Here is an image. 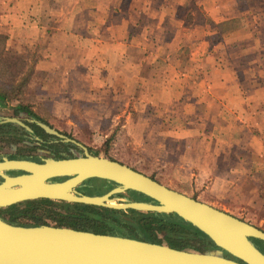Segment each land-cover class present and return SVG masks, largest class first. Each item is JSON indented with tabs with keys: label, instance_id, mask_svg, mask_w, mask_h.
I'll use <instances>...</instances> for the list:
<instances>
[{
	"label": "rangeland",
	"instance_id": "obj_1",
	"mask_svg": "<svg viewBox=\"0 0 264 264\" xmlns=\"http://www.w3.org/2000/svg\"><path fill=\"white\" fill-rule=\"evenodd\" d=\"M56 3L59 1L56 0ZM98 5V0H86L80 7L84 9L83 12L80 9L67 10L63 16L59 9H55L54 12L56 20L65 19L64 23L62 21L57 23L58 28H72L71 24L75 23V28L84 30L82 35L89 38L90 43L88 52L95 51L94 58L90 59L92 60L91 66H89L95 74L102 69L106 57L112 55L111 52L107 53L105 48L95 46L97 43L94 39L97 38L99 28H111L112 25L114 28H120L121 46L118 55L124 58L121 59L122 63L114 64L119 74L115 82L119 91L117 105L119 111L111 114L112 116L107 118L102 129L97 132L86 127V119L75 117L62 121L52 113L54 103H48L45 96L46 90L40 88L43 87L42 84L48 82L46 78L35 74V87L33 89L28 87L31 65L27 59L33 57L32 53L30 51L19 53L15 49L5 50L3 39L0 38V91L8 95L4 101H0V117L15 118L13 116L17 115L18 111L27 108L62 134L79 142L88 143L84 145L98 153L99 156L110 159L114 157L128 166L134 165L135 170L157 181L165 180V177L160 175L161 163L152 164L149 162L150 158L158 156L159 152L164 154L169 149L173 151V155L179 156L182 153L184 157L190 158L193 157L195 146L193 141L199 136H212L214 139H220L227 135L226 132L229 129L219 127L217 124L214 127L210 125L209 129H200L198 126L195 128V123L200 125L207 120L198 121L206 114L195 113L190 109L196 101V98L191 95L192 89L205 88L202 81L207 71L205 64L215 54L221 59V66L229 63L232 65L233 63L229 62L232 59L239 71L243 72L244 77L255 76L258 70V50L256 48L259 43L264 42V28H258L261 20L256 18V7L252 3L243 6L241 17L228 20L217 18L213 14L215 6H208L207 0H113L109 8L102 5L100 11L97 10ZM39 12L40 7L37 1L35 17H38ZM105 34L107 32H103V35ZM128 44L134 47L128 48ZM97 50L99 52L96 53ZM97 56L104 59L98 60ZM127 57L136 61L134 76L127 75L129 72ZM36 58L37 52L35 51ZM222 72H224V67H222ZM184 74L187 75L188 81L182 83L179 80ZM90 79L99 80L92 76L87 78L88 81L82 79L80 89L77 91L78 97L74 99V106L79 108L80 116L87 115L85 112L94 106L101 108L103 104L98 94L87 96L95 83ZM107 82L109 81H105ZM243 83L248 90L255 89V81L247 80ZM21 84L24 85L20 89L18 86ZM12 86L17 89L13 91ZM66 86L72 85L67 83ZM53 90L57 91L55 86ZM161 90H166V92L161 94L159 93ZM34 92L35 103L32 102ZM180 94L189 97L186 105L190 107H187L188 110L183 113L178 104ZM110 98L107 95L103 101L104 99L109 101ZM65 99L63 105H67ZM114 101L116 102L115 99ZM175 104L178 107L173 113L170 111L162 113V110L160 112L158 110L149 111L150 108H154L153 106L166 109ZM58 105L61 106V104ZM24 113L29 118L35 119L28 112L24 111ZM212 115L220 116L222 122L229 118H225V115L218 111ZM69 121H72V124L68 123ZM137 128H140L142 133L135 132ZM239 132L245 136V129ZM128 133L136 134L139 138L137 140L144 143L143 147L130 149L126 142V138H129ZM0 137H5V135ZM258 137L264 140V128L259 127ZM176 138H183L185 143L176 141ZM188 139L193 143L186 142ZM214 139L213 143L216 141ZM159 141L162 143L160 147L157 146ZM8 143L7 139L0 138V150L9 147ZM148 143L151 144L148 145ZM186 143L192 150H188ZM16 144L24 147L20 141ZM260 145L264 148V144L260 143ZM250 164L254 169L251 184L259 186L255 189L257 191L248 193L251 197L249 195L239 196L231 200L221 197L218 200H226L225 203L223 202L226 208L218 209L264 230V175L262 174L264 159L250 161ZM169 179L178 180L176 177ZM198 196L199 194L193 193L190 197L197 199ZM126 197L127 195L123 194L115 202L119 203ZM220 201L216 204L220 205ZM175 236L185 237L186 241L192 244L187 249H194L191 246H198L201 242L199 238L189 239L187 234H176ZM159 237L162 238L163 244L168 245L162 235Z\"/></svg>",
	"mask_w": 264,
	"mask_h": 264
},
{
	"label": "crops",
	"instance_id": "obj_2",
	"mask_svg": "<svg viewBox=\"0 0 264 264\" xmlns=\"http://www.w3.org/2000/svg\"><path fill=\"white\" fill-rule=\"evenodd\" d=\"M37 1L40 12L37 14L38 17H35V3ZM58 1L59 3H56V0H0V38L3 39V49H15L19 53L30 51L33 57L27 59L31 65L28 87L31 89L35 87V74L44 76L48 82L42 84L43 87L40 88L46 90L45 96L48 103H54L52 113L62 121L75 117L86 119V127L97 132L102 129L104 122L109 116H112L111 114L119 111L117 107L119 91L117 84H115L119 74L117 68H114V64L122 63L121 59L124 58V56L118 55L121 46L119 41L120 28H114L113 25L111 28H99L97 38L94 39L97 43L95 46L105 48V51L111 52L112 55L106 57L102 69L95 74L89 67L92 63L90 59L94 58L95 51L88 52L90 43L89 38L82 35L84 30L75 28V23L71 24L72 28H58L59 24L57 23L60 21L64 23L65 19L56 20V13L54 12L55 9L61 10V16L67 10L80 9L83 12L84 9L80 7L86 0ZM106 2L109 4L106 5ZM111 2L113 0H98L97 10L100 11L102 5L109 8ZM207 2L208 6H215L213 14L221 20L241 17L243 6L252 3L256 7V18L261 20L258 28H264V0H207ZM103 32H107V34L103 35ZM91 44L93 45V43ZM127 47L133 48L134 45L128 44ZM256 49L258 50V70L255 76L244 77L243 72L239 71L232 59L229 60L233 63L232 65L229 63L222 66L220 64L221 59L216 54L213 55L212 59H208L205 64L207 71L202 79L205 88L192 89L191 95L196 98V101L190 108L195 113L206 114L201 116L198 121L207 120V122L200 125L195 123V128L198 126L200 129H209L210 125L214 127L217 124L219 127L228 128L229 131L220 139H214L212 136H199L197 140L193 141L195 145L193 157H184L182 153L176 156L169 149L164 154L159 152L158 156L150 158L149 162L152 164L161 163L160 175L164 176L165 180H160V183L188 196L197 193L199 194L197 200L220 209L226 208L224 203L228 199L231 200L239 196L247 197L248 193L257 191L255 189L259 186L251 184L254 169L251 167L250 161L264 159V148L260 145V143L264 144V140L258 137L259 127L264 128V42L259 43ZM35 51L37 52L36 59ZM97 52L99 51L97 50ZM98 56V60L104 59ZM126 60L129 71L127 75L134 76L136 61L130 57H127ZM222 67H224V72H222ZM90 76L99 80L90 79L95 83L87 96L98 94V97L102 98L101 103L103 102V104L101 108L94 106L85 112L87 115L80 116L79 108L74 106V99L78 97L77 91L80 89L81 80H87ZM247 80L256 82L255 89H247L243 83ZM105 81L109 82L105 83ZM179 81L182 83L188 81L187 75H182ZM67 83L72 86H66ZM54 86L57 91L53 90ZM165 92L166 90H161L159 93ZM107 95L111 97L110 100L105 101L104 99L103 101ZM32 96V102L35 103V92ZM49 98L50 100H48ZM63 98L67 100V105H63ZM188 98V95L185 97L184 94H180L178 98L182 113L190 107L186 105ZM176 105L173 106L176 108L166 109L153 106L154 108H150L149 111L156 112L158 110L160 112L162 110V113L168 111L173 113L178 107ZM217 111L222 112L225 118H229L222 122L220 116L212 115ZM68 123L72 124V121ZM137 129L135 132H141L140 128ZM242 129H245V136L239 132ZM128 135L129 138H126V142L130 149L138 148V146L143 147L144 143L137 140L139 138L136 134L128 133ZM213 139L216 140L215 143L212 142ZM175 140L185 143L183 138H176ZM186 142L193 143L189 139ZM158 143L157 146L160 147L162 143L160 141ZM150 144L148 143V145ZM186 145L188 150H192L189 144L186 143ZM256 145L260 146L257 147ZM145 151L147 152V150ZM112 158L123 163L119 159ZM130 167L135 168L134 165H130ZM262 174L264 175V170ZM170 177H176L178 180H171ZM221 197H225L226 200H218ZM249 197L251 196L249 195ZM218 201H220V205L216 204Z\"/></svg>",
	"mask_w": 264,
	"mask_h": 264
},
{
	"label": "water",
	"instance_id": "obj_3",
	"mask_svg": "<svg viewBox=\"0 0 264 264\" xmlns=\"http://www.w3.org/2000/svg\"><path fill=\"white\" fill-rule=\"evenodd\" d=\"M7 121L31 131L18 118ZM30 121L47 134L81 147L84 154L73 158H47L43 163L3 158L0 160V178L3 179L0 208L48 199L120 211L176 214L208 237L219 250L176 249L163 243L71 227L17 225L0 217V264H264V253L253 241L264 242V230L171 189L124 163L92 154L87 146L41 120ZM10 171L23 174L11 176L7 174ZM60 178L66 179L52 181ZM90 179L110 181L115 186L102 195L79 193L77 187ZM128 191L138 192L151 201L123 199L115 202L117 195Z\"/></svg>",
	"mask_w": 264,
	"mask_h": 264
},
{
	"label": "flooded vegetation",
	"instance_id": "obj_4",
	"mask_svg": "<svg viewBox=\"0 0 264 264\" xmlns=\"http://www.w3.org/2000/svg\"><path fill=\"white\" fill-rule=\"evenodd\" d=\"M13 117L20 119L26 126L31 128V131L27 130L24 126L19 125L15 122H9L7 119L9 117H0V136L5 135V137H0L3 140L7 139L9 141V147L2 148L0 150V160L3 158L17 159V160H30L38 163H43L47 158L53 159H63V158H73L75 156L83 155L84 151L81 147L77 146L71 142H65L61 138L49 135L47 137L41 136L40 131L36 123L31 122V118L28 117L24 111H18L17 115ZM11 141V142H10ZM20 141L24 147H20L17 143ZM77 141V140H76ZM79 142V141H77ZM83 144L82 142H79ZM84 145V144H83ZM86 146V145H85ZM92 154H96L93 150L88 147ZM7 174L11 176H16L23 174L21 171H10ZM66 178L55 179L52 181H62ZM3 181L0 178V182ZM103 180L100 179H90L82 183L77 187V191L84 195H102L106 192H102L100 188V183ZM126 199L129 201L136 200L134 197L129 196L128 193ZM117 199L120 197L116 196ZM44 200V199H39ZM48 200V199H47ZM140 201V200H139ZM59 203H69L63 201H54ZM78 204V203H70ZM84 205V204H83ZM65 215L66 218L73 222L74 225H66L65 223H59L48 216H53L56 213ZM67 212L61 210L57 205H44L39 210L36 211L37 216H43V224L60 226V227H71L78 230L91 231L94 233H99L96 230V224L94 221H89L83 219V217H74L71 215H66ZM0 217L5 221H8L17 225H31L35 226L37 221L35 219V199L19 202L11 206L0 208ZM42 225V224H41ZM106 234H113L117 236H126L125 234H120L118 231L113 230L112 232ZM131 238V237H130ZM136 239V238H135Z\"/></svg>",
	"mask_w": 264,
	"mask_h": 264
},
{
	"label": "trees",
	"instance_id": "obj_5",
	"mask_svg": "<svg viewBox=\"0 0 264 264\" xmlns=\"http://www.w3.org/2000/svg\"><path fill=\"white\" fill-rule=\"evenodd\" d=\"M24 82H26V80ZM23 85L24 84L19 85L18 88L21 89ZM12 88L13 91L17 89V87L14 88V86H12ZM7 96L8 95L6 93L0 91V101H4ZM23 111L28 112L33 118L43 121L34 112L28 110L27 108H24ZM37 128L40 131L41 136H49V134H47L43 129H41L40 127ZM96 154L98 155V153ZM114 186L115 184L113 182L106 180H103L100 183V188L102 189L103 193ZM127 193L129 196L134 197L136 200L151 201L148 197L138 192L128 191ZM122 195L123 194H119L117 196L122 197ZM44 205H57L59 209L67 212L66 215L83 217V219L94 221L96 224V231L99 233L106 234L115 230L118 231V233L125 234L126 236H129L131 238L159 244H162V238L159 237V235H162L163 239L167 241V244L176 249H187L188 246L192 245L190 244V242L186 241L187 239L185 237L175 236L176 234H187L189 236V239L199 238L201 240L198 246H191L196 251L215 252L219 250L216 246H214V244L208 237H206L197 228L182 220L176 214L140 212L135 210L120 211L92 205L59 203L44 199L35 200V219L37 221L36 225L43 224V216H37L36 211ZM48 217L58 221L61 224L65 223L66 225L70 226L74 225L72 221L68 220L65 215H62L60 213H56L52 217ZM253 241L264 253V242L256 239H254ZM223 253L225 256L229 257V254H227L226 252Z\"/></svg>",
	"mask_w": 264,
	"mask_h": 264
}]
</instances>
